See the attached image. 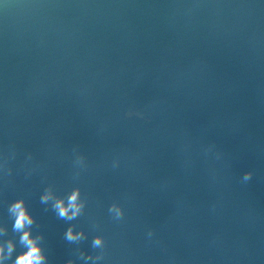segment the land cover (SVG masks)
Here are the masks:
<instances>
[{
	"label": "water",
	"instance_id": "obj_1",
	"mask_svg": "<svg viewBox=\"0 0 264 264\" xmlns=\"http://www.w3.org/2000/svg\"><path fill=\"white\" fill-rule=\"evenodd\" d=\"M20 199L45 264H264V0H0V264Z\"/></svg>",
	"mask_w": 264,
	"mask_h": 264
},
{
	"label": "clouds",
	"instance_id": "obj_2",
	"mask_svg": "<svg viewBox=\"0 0 264 264\" xmlns=\"http://www.w3.org/2000/svg\"><path fill=\"white\" fill-rule=\"evenodd\" d=\"M248 178L249 176L246 175L245 179ZM79 197L80 192L79 189H77L67 198V203H65L63 199H55L53 207L57 211L58 216L67 220L76 218L84 207ZM52 199L53 194L51 191L45 192L41 197L43 203H47ZM109 211L114 212L117 219L122 216V210L116 205H113ZM9 212L14 217L13 230L21 233L20 243L26 249V251L17 256L14 264H45L46 257L38 242L40 237H33L31 234V225L34 223V219L30 215L24 201L22 199L15 201L11 204ZM3 231L4 229H0V232ZM82 237V232H74L71 227L66 232V239L68 241H77ZM93 243L96 247L101 246L102 238L97 237ZM6 247L7 253L5 252V245L0 243V262L11 256L15 249V244L12 241H8ZM68 264H72V262L69 261Z\"/></svg>",
	"mask_w": 264,
	"mask_h": 264
}]
</instances>
